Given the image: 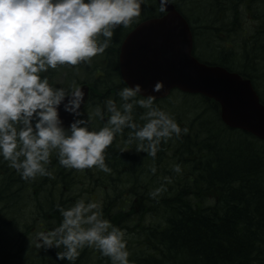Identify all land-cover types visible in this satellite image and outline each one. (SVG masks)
I'll list each match as a JSON object with an SVG mask.
<instances>
[{"label":"trees","instance_id":"obj_1","mask_svg":"<svg viewBox=\"0 0 264 264\" xmlns=\"http://www.w3.org/2000/svg\"><path fill=\"white\" fill-rule=\"evenodd\" d=\"M171 1L191 24L197 58L251 79L264 103V0H191V5ZM141 9L146 11L142 19L161 14L155 0H145ZM192 11L202 33L191 19ZM130 22L113 29L111 40L121 39ZM205 38L209 42L204 43ZM199 46L207 50L205 58L197 52ZM109 60L105 67L98 59L91 78L83 81L91 84V92L80 118L108 99L122 103L118 92L127 85L117 60L113 55ZM99 67L105 70L100 76ZM42 75L53 85L54 70ZM181 96L197 114L189 118L171 113L188 132L162 141L155 157L138 151L140 142L130 128L116 133L104 150L110 172L96 166L66 168L54 150L46 166L51 175L25 180L0 157V247L1 242L14 245L10 237H27L34 227L42 232L41 223L54 229L62 220L57 204L68 207L83 198L101 203L105 218L132 233L134 240L126 239L131 264H264V140L227 127L214 100L184 92ZM163 100L172 110L185 103L177 102L179 96ZM134 110L133 119L143 124L139 107ZM96 119L97 127L93 121L90 126L98 129L104 123ZM175 164L181 167L179 173L173 170ZM158 187L161 193L151 197ZM62 247L49 252L55 254L54 264H72L57 257ZM9 252L0 248V264ZM92 255L101 264H112L107 256ZM88 257L84 254L75 264L86 263Z\"/></svg>","mask_w":264,"mask_h":264},{"label":"clouds","instance_id":"obj_2","mask_svg":"<svg viewBox=\"0 0 264 264\" xmlns=\"http://www.w3.org/2000/svg\"><path fill=\"white\" fill-rule=\"evenodd\" d=\"M145 0H0V157L8 161L22 179L49 176L46 167L55 150L59 163L69 169L104 172V150L116 133L124 128L140 143L142 150L155 157L162 141L183 130L166 111L154 105L155 97L142 91V85H127L118 92L122 103L106 102L107 120L100 128L89 119H74L65 128L59 106L81 117L82 87L66 90L50 85L43 73L58 65H76L101 53L109 45L113 29L127 25L140 15ZM166 11L171 0H158ZM105 39L101 42L99 37ZM162 83L154 85L159 91ZM67 98V99H66ZM145 111L138 124L133 119L135 106ZM95 115L104 119L99 107ZM177 173L179 164L173 165ZM154 173L155 167L151 169ZM161 188L149 193L158 197ZM61 222L54 229L39 232L44 247L63 246L59 259L75 264L80 251L94 247L112 264H131L124 231L104 217L102 204L83 198L68 207L57 204Z\"/></svg>","mask_w":264,"mask_h":264},{"label":"water","instance_id":"obj_3","mask_svg":"<svg viewBox=\"0 0 264 264\" xmlns=\"http://www.w3.org/2000/svg\"><path fill=\"white\" fill-rule=\"evenodd\" d=\"M163 12L141 21L122 41L119 67L125 84L140 83L144 96L152 94L155 100L167 98L176 89L213 99L227 127L264 140V103L251 79L224 66L201 62L193 53L194 37L188 20L172 2ZM158 82L163 87L154 91ZM80 87L85 94L81 113L90 86ZM59 115L65 128L79 118L65 111L63 103Z\"/></svg>","mask_w":264,"mask_h":264},{"label":"rangeland","instance_id":"obj_4","mask_svg":"<svg viewBox=\"0 0 264 264\" xmlns=\"http://www.w3.org/2000/svg\"><path fill=\"white\" fill-rule=\"evenodd\" d=\"M187 1H188L187 5H191V2H190L191 0H187ZM182 8L185 12L190 13L187 6L183 5ZM145 12H146L145 10L141 9L140 15L137 17H134L133 22L137 21V23H138L139 21H141L142 16L144 17V15L146 14ZM192 14L193 15H191V19L195 22L194 25L196 26L197 29L199 28L198 31L202 33L204 30L200 28L201 24L195 20L197 15L195 16L193 11H192ZM137 23L134 24V23L130 22L131 25H128L126 27V29L129 27V30L126 33H128ZM204 40H205L204 43L209 42L208 38H205ZM211 42L214 43L215 40H211ZM197 52L200 55H202L203 58L206 57L207 50L204 47H200V46L197 47ZM209 56H207V57H209ZM212 58H214V57H212ZM96 63L98 64V59L90 58L86 61H81L80 63H78L76 65H69V64L58 65L57 68L52 69V70H54L55 75H54V79L51 80V84H53L54 86H57V87L67 86V85L70 86L71 85L74 88L77 85H79L81 82L88 81L91 78L90 73H91V70L93 69V67L96 65ZM181 93H183V92L174 91L169 97H172L174 99L176 96H179V100L177 102H179V101L185 102V100L181 96ZM154 105L161 108L162 110L166 111L171 116H172L171 113L173 111L175 112L176 115H180V116L182 115L184 117H189V118L191 117V114H193L194 116L197 114V111L192 109V106L186 102L174 106L173 110L167 106V103L164 100L161 102L155 103ZM97 107H99L101 109V111L105 113L104 119H100L98 117L100 122L105 123L107 120V117H108V114L106 111V102H104V101L100 105L97 104V106L88 108L86 111V114H85V116H86L85 119L88 118L90 120V122L93 121L95 123L94 127H97V119H96L97 116L95 115V109ZM139 111L141 112V114H143L145 109L139 107ZM133 112L136 113V110H134ZM138 115H139V112H138ZM134 117H136V116H134ZM138 119H141V116L138 117ZM142 122H144V121H142ZM21 220L23 222H25V218H21ZM30 223L32 224L33 221H30ZM0 225H1V223H0ZM29 228H32V227H29ZM35 230H36L35 227L32 228L31 234L29 236L19 238L17 241L14 239V237L9 236L10 239L13 238L14 245H12V246H11V244H9L7 246L5 242H1V243H4L3 247H0L1 249L5 248L7 251L10 249L13 250V251L11 250L12 252L8 253L6 259L3 258L2 264H54L55 258L53 256L55 254L54 253H53L54 255L49 254V252H52V249H54V248L41 246L42 241H40L38 236H37L39 231L37 232ZM123 231L125 234V239L134 240L132 233L129 234L124 229H123ZM13 246H17V247L14 248ZM62 250H63V247H62ZM86 253H87V255H89V257H88L86 263H84V264H101L95 258L96 254L94 256L92 255V253H97V255L100 256L101 252L98 249H96L94 247L85 246L80 251L79 257L83 256ZM79 257L77 259H79Z\"/></svg>","mask_w":264,"mask_h":264},{"label":"flooded vegetation","instance_id":"obj_5","mask_svg":"<svg viewBox=\"0 0 264 264\" xmlns=\"http://www.w3.org/2000/svg\"><path fill=\"white\" fill-rule=\"evenodd\" d=\"M125 36H126V34H125ZM125 36L122 37L119 40L117 39L118 41L117 40H114V39H112V40L110 39L109 45L105 48V50L103 52H101V53H98V54L94 55L91 58L104 60V62H103L104 66L105 67H109V64H108L109 61H110L109 60V55H113L114 56V59H115L114 61L117 60V62H118V69L120 70V67H119L120 47H121V43H122L123 39L125 38ZM99 40L102 42L104 39H102V38L99 37ZM116 41L119 42V43H117ZM97 71H98L97 75H99V76L100 75H103L104 72H105L104 68H101V67H99ZM101 71H102V73H101ZM40 225H41V231H43V232L49 231V229H47L46 225H42V223ZM13 247L16 248L17 246H13Z\"/></svg>","mask_w":264,"mask_h":264}]
</instances>
